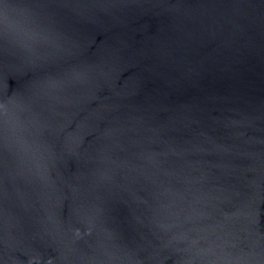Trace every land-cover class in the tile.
I'll use <instances>...</instances> for the list:
<instances>
[{
  "label": "water",
  "instance_id": "1",
  "mask_svg": "<svg viewBox=\"0 0 264 264\" xmlns=\"http://www.w3.org/2000/svg\"><path fill=\"white\" fill-rule=\"evenodd\" d=\"M0 264H264V0H0Z\"/></svg>",
  "mask_w": 264,
  "mask_h": 264
}]
</instances>
